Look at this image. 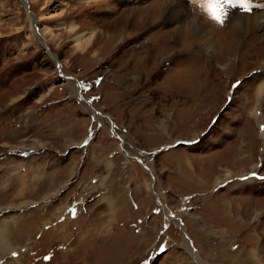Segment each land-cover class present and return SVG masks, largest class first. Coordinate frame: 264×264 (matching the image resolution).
<instances>
[{"label": "rangeland", "instance_id": "rangeland-1", "mask_svg": "<svg viewBox=\"0 0 264 264\" xmlns=\"http://www.w3.org/2000/svg\"><path fill=\"white\" fill-rule=\"evenodd\" d=\"M258 4L0 0V264H264Z\"/></svg>", "mask_w": 264, "mask_h": 264}, {"label": "bare ground", "instance_id": "bare-ground-1", "mask_svg": "<svg viewBox=\"0 0 264 264\" xmlns=\"http://www.w3.org/2000/svg\"><path fill=\"white\" fill-rule=\"evenodd\" d=\"M96 1V0H94ZM169 3L170 2H174L175 0H167ZM166 2V1H165ZM255 4V3H254ZM171 5V4H170ZM259 6V8H258ZM261 7H264V4H258L256 6L257 8V11L258 12H250V14H247L245 15L244 14V17L241 18V20L239 22L236 23L235 27H234V32L231 34L233 35L234 34V38L237 39L236 37H239L240 39V36L244 33H248V32H251L252 30H258V29H263L264 28V9L261 10ZM250 11V10H249ZM246 12V11H245ZM199 20V19H198ZM237 21V20H236ZM191 22H193L192 25H188L187 28H188V32L189 34L191 35V30L194 31L197 35L198 33V30L200 27L203 26V24H205L203 21H196L195 17L191 19ZM203 24H202V23ZM191 26V28L189 27ZM206 26V24H205ZM117 31V30H116ZM99 34V33H98ZM123 34V33H122ZM188 34V35H189ZM114 35V34H113ZM190 35H189V39H190ZM122 36V35H120ZM107 37V36H106ZM112 37V36H111ZM93 39L96 40V34H93L92 32L89 34L88 37L84 38V42L82 44H79L80 47H85V46H88L89 44L87 43L89 41V43H92ZM120 40L123 39V36L119 38ZM114 40V38L112 39ZM111 40V41H112ZM107 42V41H106ZM105 42V43H106ZM115 42V41H114ZM233 42V41H232ZM110 42H108L109 44ZM111 45V44H110ZM112 47V46H111ZM228 53V52H227ZM226 53V54H227ZM230 54V53H229ZM259 89V94L262 92V90L264 89V82H262L260 84V86L257 88ZM258 94V93H257ZM262 97V96H261ZM251 112H254L253 110H251ZM255 118V117H254ZM259 119H255V121H258ZM235 163V161H234ZM254 166V165H253ZM252 170V169H251ZM226 174H224L223 176H220V177H215V179L213 180V185H215L216 183H219L225 179H227L228 177H233V176H240V174H234V172H232V170L228 169L226 170L225 172ZM247 173V172H246ZM243 175V174H242ZM219 176V175H218ZM223 202V201H222ZM225 202H223V205H224ZM192 215V214H191ZM196 217V216H195ZM179 219V218H178ZM188 235L186 234V237ZM256 249V248H255ZM252 250V249H251ZM235 254V253H234ZM244 255H253L252 251H248L246 253H244ZM255 262V261H254ZM255 264V263H254Z\"/></svg>", "mask_w": 264, "mask_h": 264}, {"label": "snow or ice", "instance_id": "snow-or-ice-1", "mask_svg": "<svg viewBox=\"0 0 264 264\" xmlns=\"http://www.w3.org/2000/svg\"><path fill=\"white\" fill-rule=\"evenodd\" d=\"M222 2V0H204V10L208 13V15L215 21L220 20V14L218 9V5ZM237 2L247 11L246 0H237ZM257 175L253 173L252 176Z\"/></svg>", "mask_w": 264, "mask_h": 264}, {"label": "water", "instance_id": "water-1", "mask_svg": "<svg viewBox=\"0 0 264 264\" xmlns=\"http://www.w3.org/2000/svg\"><path fill=\"white\" fill-rule=\"evenodd\" d=\"M43 46H44L45 49L47 48L45 43L43 44ZM58 73H59V72H58ZM59 74L62 75V74H64V73H61V72H60Z\"/></svg>", "mask_w": 264, "mask_h": 264}]
</instances>
